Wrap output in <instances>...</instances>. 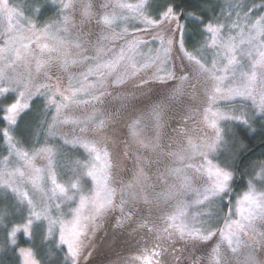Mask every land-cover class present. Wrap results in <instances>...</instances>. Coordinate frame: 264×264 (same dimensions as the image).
I'll use <instances>...</instances> for the list:
<instances>
[{
  "label": "snow or ice",
  "instance_id": "6c2138e0",
  "mask_svg": "<svg viewBox=\"0 0 264 264\" xmlns=\"http://www.w3.org/2000/svg\"><path fill=\"white\" fill-rule=\"evenodd\" d=\"M34 3L24 14L0 0V250L13 264H89L119 209L114 228L140 215L133 232L144 233L125 264H264V161L240 173L244 146L230 136L264 128V0H226L207 23L162 0ZM189 26L199 46L188 47ZM153 83L165 93L151 98ZM40 97L46 138L32 143L19 120ZM129 107L124 155L135 146V170L117 186L114 130ZM69 145L83 150L71 169ZM237 173L248 179L233 198Z\"/></svg>",
  "mask_w": 264,
  "mask_h": 264
},
{
  "label": "rangeland",
  "instance_id": "374dc122",
  "mask_svg": "<svg viewBox=\"0 0 264 264\" xmlns=\"http://www.w3.org/2000/svg\"><path fill=\"white\" fill-rule=\"evenodd\" d=\"M130 2H135V0H130ZM23 3H24L23 0L12 1V6L16 7L17 11L22 12V8L21 7H22ZM49 5H51L50 0H49ZM222 8L225 9V12L227 11V9H226V0L224 1V4L219 9L217 14H219L221 12ZM52 16H54V15H52ZM48 17H50V16H48ZM47 18H43V19H47ZM180 22L184 23L185 21L181 20ZM140 27H143V25H140ZM143 38L145 40H148L151 43V35L144 34ZM117 43H119V42H117ZM154 46L155 45H153V47ZM145 51H147V49H145ZM176 63L179 64L180 63L179 60H177ZM75 70L76 69H74V71ZM149 88L151 89L150 92H149ZM128 89H129V91H133V86L129 85ZM165 91H166V87L164 85H161V84H158V83H153V84H151L149 86H146V88H145V92L148 93V95L151 98H155L158 95H163L165 93ZM116 95H118V93H113V96H116ZM137 96H138V100L143 99V98H140L138 94H137ZM40 99L44 103V98L40 97ZM144 102H146V101H144ZM133 103H136V107L137 108L142 106V104L137 102V101H133ZM119 104H120V101L117 100V99H113L112 97L106 98V105L105 106H110V107H112L114 109V108L119 107ZM234 106L237 107V108L246 107V105H242V104H239V103L235 104ZM135 114H136L135 109L132 108V107H129L126 111L123 112L122 117L120 119V122L115 126L114 135L116 137H118L119 139H118L117 143L113 146V156H114V159L117 160L120 163V168L117 170V175H116V180L118 182L117 186H119V182H121V181L124 182V183H127L132 178L133 171L135 170V155H134L135 146H133L132 149L130 150V155L129 156L126 157L124 155V152H125V143L124 142L128 141V139H129L127 124L129 122V119L131 117H133ZM47 118L50 119V116L47 117ZM172 127L173 128L180 127V122H178V121L177 122H173ZM188 127L189 128L192 127L191 122H189ZM254 127H255V125H254ZM46 128H47V126L44 125L42 130H39V132L35 133L34 140H33L32 143H35L37 141H39L40 143L44 142V140L46 138ZM237 128H242L244 131H248L247 132L248 134H249V131L252 132L251 129H247V128H245V126L240 125L239 127H233L232 128V132L230 133V136H231L232 133L235 134V130H237ZM40 129H41V126H40ZM62 130L65 131V132H68L69 134H71V131H72L71 126H65ZM168 132H169L170 135H174V133H172V128H169ZM236 140L238 142L237 138H236ZM49 142L50 143H54L57 146H59V145H61L63 143L62 140L59 139V137H57L55 140H50ZM239 145H240V143L238 142L237 146H239ZM62 152H63V155L61 157V160H62L63 164L66 166L67 169H71L74 166L73 165V161L75 159L81 158V154L83 153V150L82 149H79V150L72 149L71 146L69 145V146H65L62 149ZM261 161H264V160H261ZM160 168L162 170L163 165H160ZM156 173H157V166L156 165H152V167L150 169H148V174L152 178L153 181L156 180ZM247 179H248V176L246 178V181H247ZM246 181H245V185L241 188V190L239 192L233 194V198H235V196L239 195L241 192L244 191V189L246 187ZM90 185H91V181L89 180L87 186H90ZM164 187H165L164 184L158 183L156 191H161ZM140 207L145 209L144 215H147V209L143 205L142 202L140 204ZM119 216H120L119 209H116L112 213V215L109 218V220L105 223V225L110 226L112 234L114 236H115V232L117 230L120 232V236L118 235L119 240H129V241H127V243L129 245L128 248H130V249H128V252L123 255V257L125 255H127L126 256L127 258L126 259L118 258L117 253L120 251V249L116 248V246H117L116 245V241L118 239L111 238V236H108L106 238V241H103V245H106V247H107V249L109 251V253H107V254H109L110 261L106 262V261L101 259V260H98V261L94 262L95 259L91 255L90 258L93 261L92 264H117L118 261L120 262V264H125L126 261H128L132 256L137 254L136 253V245H134L133 248H132L131 242L135 241V235H137L136 233L133 232V229L137 226V224L140 222L142 217L140 215H137L134 218L133 222L126 223L125 226L123 228H121V229H116V228L113 227V225L115 224V221H116V219ZM222 223H223V221H221V224ZM100 230L96 233L95 237L93 238V241H92L93 247H91L88 251H91V252L93 251V248L95 246L96 239H97V236L100 233ZM113 231H114V233H113ZM140 234H144V233L141 232ZM37 243H39V240H37ZM24 246H26V245H24ZM102 249H103V247L101 246L97 250L101 251ZM128 254H131V255L129 256ZM85 255H87V251L85 252ZM90 258H89V260H90ZM81 264H84V262L82 261ZM89 264H91V263L89 262ZM234 264H235V262H234Z\"/></svg>",
  "mask_w": 264,
  "mask_h": 264
},
{
  "label": "trees",
  "instance_id": "16d2710c",
  "mask_svg": "<svg viewBox=\"0 0 264 264\" xmlns=\"http://www.w3.org/2000/svg\"><path fill=\"white\" fill-rule=\"evenodd\" d=\"M16 1V0H12ZM225 0H162V2L174 3L178 10L192 11L196 10L202 12L205 17V23L209 19L217 15L219 9L224 4ZM22 12L28 14L29 10L35 7L34 0H23ZM53 7L49 5V8ZM215 9V12L213 11ZM55 15L54 11H45L44 17ZM185 39L189 48L192 46H199V43L204 39L200 34V30L195 29V26H189L187 32L185 33ZM43 102L41 99H37L35 103L31 105L30 110L26 114L22 115L19 120V129L25 137L30 138L31 142L34 140V135L39 132L41 122L45 120V112L43 107ZM255 131L251 132L244 131L242 128H237L235 130L236 138L240 145L244 146V156L243 163H240L239 158H237V163L240 168V173L251 172V165L264 160V128L260 127V123L255 124ZM6 154V153H5ZM240 173H237V184L234 185L233 194L239 192L241 188L245 185L247 175L244 176L243 180L240 178ZM15 257L10 251L0 250V264H13Z\"/></svg>",
  "mask_w": 264,
  "mask_h": 264
},
{
  "label": "flooded vegetation",
  "instance_id": "af4514ba",
  "mask_svg": "<svg viewBox=\"0 0 264 264\" xmlns=\"http://www.w3.org/2000/svg\"><path fill=\"white\" fill-rule=\"evenodd\" d=\"M113 233H114V231H113ZM118 235L120 236V232L118 230L115 232V236H114L112 234V231H111L110 226H107V225H105L100 230V233L97 236L96 243H95V246H94L93 251H92V257L95 259L94 262H96L98 260H101V259L104 260V261H106V262L110 261L109 254H107V253H109V251H108L106 245H103V241H106V238L108 236H111V238L118 239L116 241V245H117L116 248L120 249V251H119L120 253L119 252L117 253L118 258H123V259H126L127 258L126 257L127 255H125L124 257H123V255L128 252V249H130V248H128L129 245L127 243V241H129V240H119ZM142 235H144V234H137V235H135V241L131 242L132 248H133L134 245H136V241L139 240ZM101 246L103 247V249L101 251H98L97 249L99 247H101ZM128 255L130 256L131 254H128ZM89 262L92 264L93 261H92L91 258H90Z\"/></svg>",
  "mask_w": 264,
  "mask_h": 264
}]
</instances>
